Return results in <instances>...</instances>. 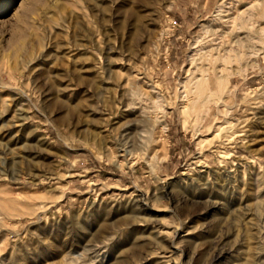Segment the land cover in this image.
I'll return each instance as SVG.
<instances>
[{
  "label": "rangeland",
  "instance_id": "rangeland-1",
  "mask_svg": "<svg viewBox=\"0 0 264 264\" xmlns=\"http://www.w3.org/2000/svg\"><path fill=\"white\" fill-rule=\"evenodd\" d=\"M0 264H264V0H0Z\"/></svg>",
  "mask_w": 264,
  "mask_h": 264
},
{
  "label": "bare ground",
  "instance_id": "bare-ground-1",
  "mask_svg": "<svg viewBox=\"0 0 264 264\" xmlns=\"http://www.w3.org/2000/svg\"><path fill=\"white\" fill-rule=\"evenodd\" d=\"M219 10H220V8H219ZM218 12H219V11H218ZM218 31H219V30H218ZM209 41H210V40H209ZM220 42H221V41H220ZM216 43H217V42H216ZM209 44H210V43H209ZM220 45H221V43H220ZM193 50H194V49H193ZM208 51H209V50H208ZM228 51H230V50H228ZM228 51H226V52H228ZM209 52H210V51H209ZM229 53H230V52H229ZM207 56H208V55H207ZM225 57H226V56H225ZM203 75H204V74H203ZM189 80H190V79H189ZM190 81H191V80H190ZM194 81H195V80H194ZM194 81H193V82H194ZM207 81H208V78L204 76V77L201 79V81L198 83V87L201 88V89L203 90V87L206 86L205 84L207 83ZM187 83H188V82H187ZM185 84H186V83H185ZM189 84H191V86H192V83H191V82H190ZM195 85H197V83L194 84V89H195ZM191 86H190V87H191ZM223 86H224V85H223V83H222V81H221L220 84L218 85V88L221 90V89L223 88ZM198 87L196 86V89H197ZM207 87H208V86H207ZM185 88H186V87H185ZM199 88H198V89H199ZM208 88H209V87H208ZM194 89H193V90H194ZM196 89H195V90H196ZM198 89H197V90H198ZM219 89H218V90H219ZM195 90H194V91H195ZM220 90H219V92H220ZM222 91H223V90H222ZM196 92H200V90H198V91H196ZM203 92H205V91H203ZM192 94H193V93H192ZM196 94H197V93H196ZM203 94H204V93H203ZM197 95H198V96H201L200 94H197ZM196 98H197V97H196ZM196 98H195V99H196ZM197 99H198V98H197ZM185 109H186V106H184V108H183V112H184ZM186 111H187V110H186ZM205 113H206V112H205ZM202 120H203V119H202ZM152 160H153V159H152ZM150 162H151V161H150ZM159 162H160L159 160H158V161H156V159L153 160V162L151 163V167H152V170H153V171H156V168H157V165H158Z\"/></svg>",
  "mask_w": 264,
  "mask_h": 264
}]
</instances>
